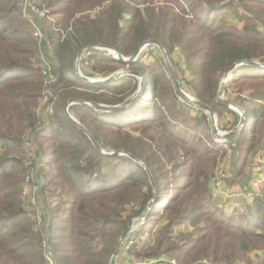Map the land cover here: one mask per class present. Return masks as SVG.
Masks as SVG:
<instances>
[{"label":"trees","instance_id":"obj_1","mask_svg":"<svg viewBox=\"0 0 264 264\" xmlns=\"http://www.w3.org/2000/svg\"><path fill=\"white\" fill-rule=\"evenodd\" d=\"M106 1L110 0H37L51 16H64L63 26L58 24L61 28L54 23L45 28L52 45L50 58L59 66L55 94L65 102L78 99L108 106L123 103L137 89L134 77L86 83L69 72L74 56L84 47L100 45L127 58L143 43L156 40L174 66L177 79L182 77L180 87L213 111L218 127L231 130L237 125L239 116L217 103L216 95L231 65L240 61L264 63V33L257 31L258 24L264 31V0H164L175 4L180 15L168 6L157 11L152 7L140 10L122 0H111L98 13L93 12V17L79 7L94 11ZM147 1L151 0H143ZM185 4L190 19L184 17ZM233 6L245 12L235 13L245 22L241 29L221 15ZM70 26L72 33L68 32ZM53 28L59 29L55 36L51 35ZM149 48L152 51L129 65L104 53L91 52L87 57L93 71L100 69L106 77L116 65L128 66L141 75V94L128 107L97 112L83 104L70 106L89 120L80 124L101 150L127 155L101 154L69 121H57V126L50 122L36 132L35 143L40 121H34V112L43 90L40 73L30 65L36 41L15 0H0V264H44L41 233L34 231L21 197L24 173L36 167L42 175L40 189H48L51 199L46 204L48 217L42 228L55 263L109 264L125 227L151 199L146 171L129 156L144 163L156 188L157 198L142 232L152 230L163 219L156 250L147 256L159 257L163 245L171 246L179 239L180 233L174 235V230L183 221L193 228L187 240L181 247L165 249L176 251L180 264L201 258L239 264L254 242L264 241V198L254 197L242 210L230 213L213 203L209 183L219 148L212 151L199 137L210 130L207 115L175 90L162 55L155 47ZM230 79L224 88L226 100L244 113L243 127L227 138L234 145L233 184L240 182L233 189H241L250 180L245 168L264 145V69L241 65ZM244 91L249 92L247 98L242 96ZM26 134L32 136L36 150L38 164L34 167L26 166L18 156ZM179 156L182 162L175 164ZM45 166L51 169L47 175L42 169ZM166 166L171 169L168 171ZM170 185L174 192L168 198ZM51 186L56 187L54 191L49 190ZM181 234L185 235L182 228Z\"/></svg>","mask_w":264,"mask_h":264},{"label":"rangeland","instance_id":"obj_2","mask_svg":"<svg viewBox=\"0 0 264 264\" xmlns=\"http://www.w3.org/2000/svg\"><path fill=\"white\" fill-rule=\"evenodd\" d=\"M122 1H125V2L130 3L131 5L130 4L129 5H130L131 8H135V6H136L140 10H144L146 8L152 7V8H154L155 11H157L158 8H161V7H164V6H168V7H170L174 11L175 14L180 15L182 13L181 10L176 7L175 4H172V3H164V0H151V1H147V3L143 2V0H122ZM15 3L17 4L18 9L20 10V13H21L23 19L28 24V26H29V28L31 30L33 39H35L34 38V35H33V33H34V27L41 28L42 31H40V32L44 36V35H46L45 34V28H46V26L48 24L54 23L59 28H61L63 26V22L61 20L63 19L64 16L63 17L61 16L59 18V16L54 13L53 16H51L50 14H48L49 15L48 18H45V20H40V19H37L34 15H32L30 13V11L28 10V8L26 7V5H28V3H30V4L34 5V7H35V5H37L38 7L41 8V5L42 4L40 2H37V0H29V1L28 0H24V2H23V0H15ZM59 7L60 6L54 7V9H58ZM79 7L86 12L85 13L86 15H90L92 17H93V12L98 13V11L100 10V9L97 10L98 8H100V6L99 7H96L94 9V11L93 10L89 11V8L88 9H84V5L79 6ZM185 11L186 12L184 14V17L186 19H190L191 16L189 14V9L187 7V4H185ZM243 11L244 10H241L239 8H235L233 6V7H230V8L228 7L226 9H224L221 12V15H223V17H225V19L227 20L228 23H232V24L234 23L233 26L235 28L241 29L245 22L242 21L241 19H238L237 18L238 16L235 17V13H238V15H241V14H244L245 13V12L242 13ZM48 13H50V10L48 11ZM77 16H75V17H77ZM75 17L73 18V20L71 21V23L74 22ZM249 17H251L250 14H249ZM59 23L62 26L58 25ZM257 29H258L257 31L259 33H264L263 28H262L261 25L258 24L257 25ZM68 32L69 33H72V26H70L68 28ZM58 33H59V29L53 28V31L51 32V35L52 36H55ZM60 33L63 34L62 32H60ZM45 37H47V36H45ZM46 40H47V43H48V46H46V49H43V48L39 47L38 45H36V53H35V55H32L30 57V65L33 68L34 67H38V68L42 67L44 65L42 63V61H43L42 59H44L46 63H48V64L50 63L51 67L54 70V73H55L54 75L57 78L56 81H54V83L52 84V87L50 89V93L47 92V91L46 92H43V93H40V96H38V98H37V104H36L35 112H34V114H35L34 121L41 120L40 123H38L36 125V127H37L36 130L39 129L40 131L44 127H46L50 122H54L56 124V126H57V121H68L65 118V116H64L63 109L67 105H69V101L70 100H73V99H70V100H68V101L65 102L64 100H62V98L60 96H58V93L55 94L54 91H53V89L55 88V86L58 83V76H59L60 73H59V66L56 65L53 62V60L48 59V61H46L45 51L46 50H49V49H52V45L49 44V42H50L49 39L47 38ZM91 46H94V45H90V46H87V47H84L83 49H81L83 51H81V50L79 51V53L81 52L80 53L81 55H79V57L76 56L78 52L74 56L73 62H72V68H71V70H69V72H70V74L72 76L80 79L77 75L81 74L82 76L86 77V75H87L86 73H88L87 77L90 75L88 78H91V79H93V78L94 79L95 78H102L103 79V78L106 77V76H104V73L100 72L101 71L100 69L97 70V71H93L94 70L93 64L91 62H88V59L85 58L86 57L85 56L86 55L85 54V51L91 49L92 48ZM149 51H152V50H150L149 46L144 47V49L142 50V52L140 53V55L138 57L140 58V56L143 53L145 54V53H147ZM49 52L50 51H48L47 53H49ZM109 52H104V54L106 56L115 58L116 54L113 51L112 52L109 51ZM124 58H126V57H124ZM144 58L145 57H142L141 59L144 60ZM147 61L148 62H151V60H147ZM162 63H163V65L165 67V70H166L167 68H166L164 59L162 60ZM172 67L174 68L173 65H172ZM105 70H107V67L105 68ZM120 71H122V72H133V70H130V67H128V66H119V65H116V70L113 73L109 74L108 76L114 74L115 72H120ZM135 79H136V83L138 85V83H139L138 82V79L137 78H135ZM222 79H223V77L220 80V84L222 82ZM179 80H182V77L181 76L178 77V82H180ZM98 81H100V80H98ZM182 84H183V82H182ZM183 86H184V84H183ZM181 92L183 94L182 95L180 93L181 96H183V98L186 101H187V99L185 98L184 95L188 96L190 98V100L188 101V103L192 104L190 101L194 100V98L189 95V93L187 92V89H182ZM244 92L245 93L242 96L245 97V98H247L246 96H249V92H247V91H244ZM261 93L264 96V85L261 86ZM224 99H226L225 93H224ZM75 100H78V99H75ZM84 102L87 103V106H88V107L86 106L87 108H89L91 110L94 108L90 104V102H88V101H84ZM98 105H101V104H98ZM67 113H68V115L71 117V119L73 121H76L79 124H80V121H89L85 116H83L82 113H79L78 111H76V112L72 111L70 109V106H69V109H68ZM207 119H208V123H209V126H210V130L205 133L206 136L200 134L199 137L202 138L203 139L202 141L204 143H207V145L209 146V145H211V141L214 140V135H213L214 133H213V130L211 129L212 126H211V123L209 122L208 115H207ZM215 123L218 126L217 120L215 121ZM92 126H93L94 129L97 128L96 125H93L92 124ZM219 128L220 127H216V130L219 129ZM234 128H232L231 130H233ZM222 130H224V129H222ZM222 130H220V131H222ZM231 130H224V131L230 132ZM37 135H38V133H36V135L34 136L35 143H37V141H36V136ZM136 135H137L136 133H133V136H136ZM209 147L213 148L212 146H209ZM211 150L212 151H215L216 148H213ZM27 151L28 150H26L24 147H22V152L21 153H18V156L21 157V159L23 160V162H24V164L26 166H29V167L36 166L38 164V162L36 161V155H35V158L34 159H31V155H27ZM120 153L121 154H124L126 152H122L121 151ZM219 153H220V151L218 150V155H219ZM231 153H232V155H230L231 158H229L227 160V157H226L223 160V162L225 164H228L229 163V166L227 165L228 170H227L226 180H225V183H224L225 191H226V193L228 195L222 196V197H217V198L214 197V199L212 198L213 201L216 202L221 207L222 206L223 207H227L228 203H230V202L233 203V202L236 201V199L234 197H232L231 195H229L230 193L235 192V191H239V190H243V194H246V192L249 191L248 190L249 189V186H248L249 185V182L247 183V186L245 188L233 189V188L238 187L240 182L239 183H236V184H233V181L235 179V174L232 172L231 164L234 161V158H233L234 150L231 149ZM261 153L264 154V145L262 146ZM101 154L107 155V154H110V153H108L105 150H101ZM181 154L183 155L184 153L181 152ZM225 154L226 153H223L222 154V157L223 158L225 157ZM218 155H216V159H217ZM253 158H254V156L250 159V162H249L247 168H245V170H244L246 176H248V177L251 176L252 170L254 169V168H252ZM160 160H161L162 163L166 164V162H165L166 160L164 158L160 157ZM179 162H182V158L180 156H179V161L176 160L175 161V164H179ZM141 163L144 165L143 162H141ZM215 164H216V162H215ZM144 167H145V165H144ZM214 168H215V166H214ZM42 169H43V172L46 173V175L51 170L49 166H45ZM145 169H146V167H145ZM166 169L169 171V169H171V167L170 166H166ZM38 172H39V167L38 168L36 167L32 171L27 172V173H24V177H23V181H22L21 197H22V199L25 202V206H24L25 212L27 213L28 217H30L31 220H33L34 216L37 213L43 215L41 213V211H43V213L45 215V218H46V216H47L46 204L51 201L50 196H49L48 189L47 190H43V189L41 190V189H39L38 190V195H39L40 199L39 200H36V202L33 199L34 197L37 198V193H35L34 196H33V191H34V187L33 186L34 185H37V186H40L41 187V185L38 182V179L41 178L42 175L39 176ZM171 176L172 175L169 174V177H171ZM26 179H28L27 182H26ZM34 179H35V181H34V185H33L32 180H34ZM242 186H245V184H243ZM55 188H56L55 186H51L49 188V190L54 191ZM173 192H174L173 191V188L170 185L169 186V191H168L167 197L170 198L171 195L173 194ZM151 197H152V192H151ZM261 197L264 198V186L262 187V195H261ZM156 198H157V196H155V200H154V202L152 204L151 209L153 208V206L155 204ZM151 199H150L149 203L151 202ZM55 202L56 201H53L52 204H54ZM248 202H249V200L242 198L241 201L236 202V206H234V207H238L239 209H242V207H244ZM149 203H148V205H149ZM164 204H165V202H163L159 207L160 208L163 207ZM146 207H145V209H146ZM132 209L135 210L136 207H133ZM145 209L143 211H145ZM159 212H160L159 215H161L162 214V211H159ZM128 213L129 212L127 211L126 214H128ZM126 214H125V216H126ZM139 216L132 218L129 222L135 220ZM45 218H44V223L47 220V219L45 220ZM144 222H145V219H144ZM162 223H163V219H160L158 221V223L154 225V227L152 228V230L142 232V228H141L139 230L140 233L131 234L132 236H130V239L129 240L126 239L123 242V245H122L123 246L122 253L120 254V257L117 260L116 264H142V263H150V262L158 261L159 259H162V258H163L164 262L157 263V264H180L176 260V257L178 256L176 254V251L170 252V251H165V249H166V247L169 248V247H171L173 245L178 246V247H181L179 245H182V242L187 240V238H188L190 232H192L193 228L189 224H187L186 221H183L181 223L182 226L180 224V227L179 228L176 227L175 230H174L175 231L174 232V235L176 233H180L181 236H179V239L173 240L172 242H174V243L171 246L163 245V247L160 248V250H159L160 252L157 253V254H160L159 257L158 256L153 257V256H147L146 255L149 252H151L153 250L154 251L156 250V248H155L156 247V244H157L156 241H157V239H158V237L160 235ZM43 226H44V224H43ZM32 227H33V225H32ZM181 228L183 229V231L185 233V235L183 234L184 236L181 234ZM42 229H43V231L46 232V230L44 228H42ZM171 239H174V238H171ZM131 243L132 244L135 243V244L132 245ZM249 248L250 249L246 253H244L245 254L244 259L243 260H239L238 263L239 264L240 263L241 264H244V262H247V264H264V241H256ZM144 250H145V252H143ZM42 256H43V253H42ZM43 263L45 264L44 257H43ZM202 263H206V264H209V263H211V264H220L219 262H214L212 259H207V258H201V259H199L197 261L191 262V264H202Z\"/></svg>","mask_w":264,"mask_h":264},{"label":"built area","instance_id":"obj_3","mask_svg":"<svg viewBox=\"0 0 264 264\" xmlns=\"http://www.w3.org/2000/svg\"><path fill=\"white\" fill-rule=\"evenodd\" d=\"M23 2H24V0H23ZM109 3H110L109 1H106L103 4V6L102 7L100 6V8H98L97 10H99V9L101 10L104 6H106ZM26 7L30 11V13L32 15H34L37 19L45 20V18L49 17V15H48L49 13H48V11L45 8H40L37 5H35V7H34V5H32L30 3H28V5H26ZM190 16H191V14H190ZM40 31H42L41 28L34 27L33 35H34V38H35V41H36V45H38L39 47H41L43 49H46V46H48V43H47V40H46L47 37H45L46 35L43 36ZM49 44H50V42H49ZM91 47H92L91 49L85 51V54H86L85 58L90 56L91 52L104 53V52L111 51L109 49L101 48V47H99L97 45H94V46H91ZM48 51L51 52V49L45 51L46 61H48V59L51 60L50 52L47 53ZM42 60H43L42 63L44 65L42 67H40V68L34 67V69L37 70L40 73L41 78H42L43 90H42L41 93L46 92V91L50 93V89L52 87V84L54 83V81H56L57 78L54 75L55 73H54V70L51 67L50 63L48 64V63L45 62L44 59H42ZM86 79L88 81H91V80H102V78L90 79L88 77H86ZM89 84H91V83H89ZM230 95L231 96H236L234 93H230ZM184 96L187 99V101L190 100V98L188 96H186V95H184ZM261 104L264 105V101H262ZM39 121H41V120H39ZM216 127H218V126L216 125ZM36 129H37V127H36ZM219 129L216 130V134L217 135H214V140H212L211 141V145H209V146H212L213 148H215V147L219 148V151H220V153H219V155H218V157L216 159V164H215L213 176H212V178L210 180V183H209V192H210L211 199L212 198L214 199V197L217 198V197H222V196L228 195L226 193V191H225L224 183H225L226 176H227V170H228L227 165L229 166V163L225 164L223 162V160L226 157H227V160L229 158H231L230 157V155H232L231 149L233 150V147H234V145L230 144L227 139H221L220 138L221 135L227 134L228 132L222 130V128L220 129L222 131H220ZM37 131H39V129L36 130L35 133ZM32 140H33V138L29 134L24 135L23 138H22V147H24L26 150H28L27 151V155H31V159H34L35 155H36V150H35V147H34V145L32 143ZM223 153H226L224 158L222 157ZM252 168H254V169L252 170V173H251V176H250V180H249V185H248L249 186V189H248L249 191L246 192V194H243V190H239V191H235V192L230 193L229 195L234 197L236 199V201L233 202V203H231V202L228 203L227 207L219 206L212 199V201L216 205L217 209H221V210L226 211L228 213L233 212L234 210H242L243 207H242V209H239L238 207H234V206H236V202L241 201L242 198L247 199V200H249V202H251L252 198H254V197L260 198L261 197V195H262V187L264 186V154L258 153L256 155H254ZM30 170L32 171V169H30ZM27 181H28V179H26V182ZM32 182H33V185H34V181L33 180H32ZM38 182L41 185V181L39 180ZM33 187H34L33 196H34L35 193H37V198H35V197L33 198L34 201L36 202V200L40 199V197L38 195V190L40 189V186L34 185ZM41 213L43 215L37 213L34 216V218L32 220L33 229H34L35 232L41 233L42 237H41L40 244H41V247L43 248V257H44L45 264H56L55 261H54L53 255H52L51 247H50V245L48 243L47 234L42 229V226L44 224L45 215H44L43 211H41ZM139 221L138 222H134V220H133L132 230L129 233V236L127 238L128 240L130 239V236H132L131 234L138 233L139 230L142 228V226L144 224V219H140ZM134 244L135 243H133L132 245H134ZM122 248H123V246H122ZM122 248H121L120 254L122 253ZM119 257H120V255H119ZM119 257H118V259H119ZM161 262H164L163 258L159 259L158 261H154V262H150V263H142V264H157V263H161ZM202 264H206V263H202ZM209 264H211V263H209Z\"/></svg>","mask_w":264,"mask_h":264},{"label":"water","instance_id":"obj_4","mask_svg":"<svg viewBox=\"0 0 264 264\" xmlns=\"http://www.w3.org/2000/svg\"><path fill=\"white\" fill-rule=\"evenodd\" d=\"M97 46H99L101 48H104V49H109V50L113 51L116 54L115 59L118 60L119 62H121L122 64H125V65H129L130 63L135 62L137 60L138 56L140 55V53L142 52V50L144 49V47L153 46V47L157 48L158 51L160 52V54L162 55L163 59H164L166 68L168 70L169 76H170V78H171V80L173 82V85H174L176 91L178 93L182 94V92H181L182 90L180 88V84H179L178 79L176 77L175 71H174V69L172 67V64H171L168 56L166 55L163 47L156 40H150V41H147V42L143 43L142 45H140L137 48V50L130 57H127V58H124L123 56H121L116 51L112 50L111 48H108V47H105V46H100V45H97ZM81 51H83V50H81ZM80 53L78 52L76 56L79 57V55H81ZM241 65L255 66V67H259V68L264 69V63H258V62H252V61H240V62H237V63L231 65L227 69L225 74L223 75L222 82H221V84L219 86V89H218L217 95H216L217 103L223 104L227 108H229L230 110L236 112L238 114V116H239V121H238V124L236 125V127L233 130H231L227 134L221 135L220 136L221 139H227L228 137L233 135L236 131H238L244 125V113H243V111L238 106H236L233 103H231L230 101L224 99V88L227 85V83L230 81L232 73L235 71V69L237 67H239ZM77 76L82 81L88 82V83H91V84L108 83V82L117 80V79H119V78H121L123 76H131V77H134V78L138 79L139 83L137 85L136 91L129 98H127L123 103H121L119 105H115V106L98 105V104L90 102V104L94 107L93 110L97 111V112H116V111H121V110L125 109L126 107H128L131 103H133L140 96L141 91L143 89L142 77L137 72H122V71L115 72L114 74H112V75H110V76H108L106 78H103L100 81H98V80L88 81L86 79V77L82 76L81 74H79ZM190 102L195 107H197L198 109H200L201 111H203L204 113H206L208 115L209 121H210L211 126H212L211 129L213 130V133H214L213 135H217L216 134V123H215L216 117H215V114L213 113V111L208 106L203 105L202 103L198 102L195 99L190 101ZM71 104L72 105L83 104L84 106H87V103H85L84 101H81V100H70L69 101V105H67L63 109L64 116L72 125H74L76 128H78L89 139V141L91 142V144L93 145V147L97 151L101 152L100 147L96 144V142L90 136L88 131L83 126H81L79 123H77L76 121H73L71 119V117L68 115L67 111L69 109V106H71ZM108 155L109 156L110 155H119V156H123L124 155L125 156L127 154L126 153L121 154L120 152H114V153H110ZM129 157L144 168V170L146 171V173L148 175L149 183H150L151 188H152V197H151L152 199H151V202L146 207L145 211H143V213L138 218H136L134 220V222H138L141 218L142 219H146V217L148 216V213H149V211H150V209L152 207V204H153V202L155 200L156 188H155V184H154V180H153L152 176L150 175L149 171L145 169L144 165L141 162H139L138 160H136L134 157H132V156H129ZM132 223H133V221L129 222L128 225L125 227L124 231L122 232V234L120 235L119 240L117 242V245L115 247V250H114V252H113V254H112L111 258H110L109 264H116V262L118 260V257L120 255V251H121L123 242L128 238L129 233L132 230V225H133Z\"/></svg>","mask_w":264,"mask_h":264},{"label":"crops","instance_id":"obj_5","mask_svg":"<svg viewBox=\"0 0 264 264\" xmlns=\"http://www.w3.org/2000/svg\"><path fill=\"white\" fill-rule=\"evenodd\" d=\"M228 109H229V108H228ZM231 111H232V110H231ZM233 112H234V111H233ZM215 117H216V116H215ZM216 120H217V119H216ZM228 120H229V119H226V121H228ZM39 179H40V178H39ZM39 179H38V180H39Z\"/></svg>","mask_w":264,"mask_h":264},{"label":"clouds","instance_id":"obj_6","mask_svg":"<svg viewBox=\"0 0 264 264\" xmlns=\"http://www.w3.org/2000/svg\"><path fill=\"white\" fill-rule=\"evenodd\" d=\"M87 83V82H86ZM72 106V105H71Z\"/></svg>","mask_w":264,"mask_h":264}]
</instances>
